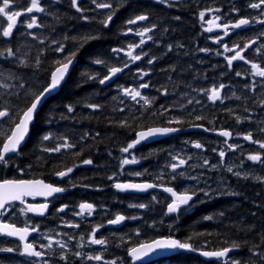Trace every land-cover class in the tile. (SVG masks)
<instances>
[{
  "label": "trees",
  "instance_id": "obj_1",
  "mask_svg": "<svg viewBox=\"0 0 264 264\" xmlns=\"http://www.w3.org/2000/svg\"><path fill=\"white\" fill-rule=\"evenodd\" d=\"M89 1L91 2L83 0L80 7L84 11L77 12L71 7V0H57L55 3L53 0H41V6L46 10L44 13L21 15L13 29L12 37L0 36V52L3 53L0 55V83L12 85L10 88L0 87V109H10L11 117H5L0 121V141L10 134L21 111L26 109L35 95L50 82L51 73L57 66L56 61H63L64 57L73 51L76 52L77 58L76 65L60 92L50 98L36 115L24 147L17 155L7 159V165L0 164V181L42 179L48 183H55L57 171L66 170L85 159H91L93 163L88 170L90 174L92 173L91 184L99 186L105 181V211L109 213L105 220L108 221L117 213H121L128 220L136 217L133 222H127L125 227L152 228L151 232L139 233L138 239L131 232L125 234L126 237H133L130 239L131 242L129 240L130 244L125 240L129 245L134 246L155 238L174 237L181 242L191 243L196 250H218L235 241L241 245V250L234 258L241 260L240 264H254L258 258L252 256L249 249L254 244H261V236L264 235V181L257 183L256 178H253V183L247 186L243 184L242 179H235L236 182L231 183L228 190L239 197L236 200L239 205L227 211L226 205L230 202L225 198L232 194L220 192V197L215 198L214 203L220 202L225 208H211L203 212L201 216H204L205 224L197 215L198 206L190 215H168L166 206L169 200L163 195L150 193L135 196L114 189L117 181L135 180L131 178L132 172H122L119 164L122 158L121 149L135 139L138 131L155 126L185 128L197 124L204 126L216 124L209 122L211 117L213 119L217 117L218 124H228L225 117L214 111L211 113L206 110L201 120H197L196 115L186 112L187 106H192L197 101L192 85L194 83L203 85L204 94L208 96L209 91L205 90L224 84L223 98L248 100L246 92L242 89L249 80L245 66L241 62H235L229 67L220 56L212 60L209 57L195 55L196 15L203 3L201 0L169 1L173 5L170 7L172 13L168 5L159 3L158 0H111L113 8L119 7V10L108 27H104L101 21L105 19L109 9H98L92 0ZM12 3L14 9L21 12H26V8L31 6L30 0H19L18 3L17 0H12ZM138 14L149 15V20L141 23L143 28L151 24L157 27L149 33L152 40L144 46L145 50L142 53L147 55L139 61L132 62L130 59H124L121 51L113 52L112 49H125L128 45L134 44L135 38L128 37L129 35L125 33L128 27L135 31L137 24L127 25L126 21ZM32 15L37 17L41 27L27 29L24 26L30 22ZM84 16L89 19H83ZM0 24L6 27L7 18H0ZM92 36L97 38L83 40L84 37ZM59 44L64 45V52L55 51ZM9 47L13 49L14 57L7 55L6 49ZM37 59L40 61L38 65ZM97 59L105 63L96 64ZM149 59H153L154 62L149 64ZM199 59L204 60V65L197 64ZM21 61H26L27 66ZM125 61L129 63V67L125 68L110 86L102 87L99 80L108 73L109 67H120ZM140 69L149 72V75L141 79V73L138 71ZM237 72L241 75L237 76ZM143 83H148L149 87L140 90L152 101L151 104H144L145 106L143 103L138 105L131 102L122 92L123 88L138 87ZM165 89L167 95L164 94ZM189 100L192 103H188ZM89 104L100 107L89 108ZM68 106L74 111L69 112ZM169 110L172 112L168 113ZM168 114L172 115L169 120L166 119ZM176 118L182 123L169 124L170 120ZM124 122L127 126H124ZM261 124L262 121L257 124L259 127H253L251 131H260ZM46 134H51L52 138L43 140ZM65 140L75 147L62 149L60 152L44 150L62 144ZM216 141V138L205 134L172 136L154 144L155 150H147L155 155L154 158L150 160L152 154H148L146 157L142 156V159L148 162L147 166L151 171L157 168L156 172H159L163 161L155 163L154 160L158 156H164L166 148L177 147L180 148L178 153H189L197 149L191 148L195 142H199L210 152L211 149L218 147L219 142ZM244 154L250 155L253 152L247 149L240 156L244 157ZM260 155L264 158V152L261 151ZM231 162L235 163L234 160ZM252 165L259 171L256 176L263 178L264 163L253 162ZM184 173L187 178L188 174L197 177L196 169H190L188 172L184 170ZM220 177L226 179L223 172L220 173ZM227 177L233 179V176ZM80 179L88 180L87 174L80 176ZM140 179L158 184L150 175ZM188 179L186 189L195 188L198 195L201 194L200 179L198 177ZM161 182L166 186L175 187L166 181ZM221 189L226 190L224 186ZM248 199L250 203L246 204L244 200ZM139 204H145L147 207H130ZM250 204H253L251 208ZM111 211H114L113 215ZM133 211L136 214H133ZM155 212L156 219L152 218ZM187 259L189 262L186 264H203L199 257L192 253H179L161 264H184Z\"/></svg>",
  "mask_w": 264,
  "mask_h": 264
},
{
  "label": "flooded vegetation",
  "instance_id": "obj_2",
  "mask_svg": "<svg viewBox=\"0 0 264 264\" xmlns=\"http://www.w3.org/2000/svg\"><path fill=\"white\" fill-rule=\"evenodd\" d=\"M201 1L203 3H201V8L198 10V13L196 15L197 31L195 30L196 42L194 43V45L197 47V49L194 52L195 55L202 56V57H209L212 60H214L213 59L214 57L220 56L223 59L224 63L228 64L226 57H231L232 55H234V52L225 51L223 47L224 44H227L229 48H232L234 45L239 44L241 48H243L245 44H247L251 39L259 37V39L257 40V43L249 47L246 51H244L243 55L246 57V60L251 61L252 63L259 64L262 68H264V36L260 35L261 33H264V24L254 22L251 25L242 26L239 29H229V35L227 36L224 35V31L222 29H214L212 32L206 31V29L208 28V24L206 23V21L209 19H212L214 15L221 16V20L219 21V23L221 24L227 21L235 22L239 18L254 19V18L259 17V19H264V16L260 15L262 9H253L248 6L250 3L258 2V0H212V2H210L211 0H201ZM233 7H235L239 11L238 12L232 11ZM207 8L220 9V12L206 13L205 20L201 21L199 18V12L204 11ZM170 12L172 13L171 9H170ZM141 23L142 22L137 23L135 32L143 29V26ZM133 36L135 38L134 44H138L141 37L136 34L135 35L133 34L132 36L129 35L128 37H133ZM217 37H222L220 43L215 42V39ZM144 39L146 40V43L143 44L140 48H136L134 54L142 53L145 50L144 46L149 42V40H147V37H145ZM203 48L209 49V51L208 52L200 51V49H203ZM127 50H128V47H126L124 51H121L122 57L124 59H129L125 55V52ZM235 62L243 63L242 65L245 66V72L249 75L248 83H246V86H247L246 95H247L248 100H242L238 102H233V100H225V99H222V101L221 100L211 101L209 99L210 91L208 93V96H206V94H204L203 85H201L200 83H194L192 85V88H193V92H194V95L196 96L197 101L194 105L187 106V109H186V112H189L190 114H194L196 116H203L206 110H208L211 113L214 111L215 113L222 115L228 120L229 122L228 124L226 125L218 124L216 121L217 117H214V119L211 117V120H209V122L216 123V124H208V126L206 127L208 129L210 128L209 130L213 128L212 129L213 131L227 129L231 131L233 135V138L230 143L217 139L216 142H219L218 147H217L218 152L215 155L214 160L210 158L209 151H207L204 148H201L202 158H200L199 163L200 164L202 163V165L205 167L200 168V172H199V176L202 179L200 189L207 190L208 192H210L211 195L210 197L205 196L204 192L201 191V194L198 195L197 201L191 204V206L182 208L181 211L177 213V214L181 213L184 215H190L196 210V205L198 206V204L200 203L198 207L199 211L197 212V215H199V218L202 220L203 224L206 223L204 216H201L203 212L211 208H219V209L225 208V205L220 204V202L214 203V199L219 198L220 195L217 196L216 194H213L212 189L216 187L220 188V185H223L225 189L228 190L230 184L234 182L232 178H228L227 176H226V179H222L220 177V173H222V171L217 172V170H214V173H212L211 171H208V166L211 163L222 162V158L219 156L220 151H224L226 153L224 157L226 158L227 155L235 154L236 156L239 152H242L246 149L251 150V146L259 147L258 144H255V143H252L250 141L243 139V136L246 135L248 132L252 133L253 140H264V136H263L264 132L262 131L254 132L251 130H247V127H252V128L259 127V125L253 124V123L257 121H262V119H264V104L261 103L262 101H264V78L252 74L253 69L251 68V63H245L244 61L236 60L233 62V64ZM197 64L200 66L204 65V60L199 59L197 61ZM254 83H255V90H252V85ZM190 96L191 95H189V97ZM137 99L139 101H143L139 98ZM191 107H194L195 109ZM246 109L247 111H245ZM256 109L258 112L256 111ZM171 112L172 110L168 111V113H171ZM165 115H167V113ZM237 117H240L242 120L238 122ZM171 118H172V115L168 114V117L166 119L169 120ZM260 127L264 128L263 125H260ZM200 134H205V133H200ZM190 135H193V134H190ZM207 136H210V135H207ZM182 141L183 140H181L180 143H182ZM230 144L239 145V147H237L235 151H232L228 148V145ZM147 150L153 151L155 150V147H153V145L144 146L143 148L141 147L138 149H131L129 153H122V154L126 158L131 159L133 155L139 156V152H140V155H142L141 151H147ZM178 150H180V148L168 147L166 148V153H167L166 156L161 155L155 158L154 160L155 163H159V161L161 160L163 161L159 172H156L157 168L153 169V171H151L150 173L139 171L140 173H142V175L140 176L133 175L131 176V178L140 179L142 177H148L150 175L151 179H153L154 181L158 183L157 185H160V184L164 185V183L161 181H166L169 184L175 185V188L178 189L180 192H183L185 189L182 183H184L185 181L183 180L182 182V179L177 177L179 173L178 172L179 169H177V171L174 173L172 169L169 167L170 164L175 163L177 161V160H173V157L178 156L177 154ZM191 156L194 157L195 154H192ZM154 157L155 155L152 154L150 156V160ZM183 157L188 158L187 153H183ZM205 160L209 161V165H204ZM140 163L141 165H143L142 167L145 168V170H150L147 166L148 162L143 163L140 160ZM132 166L137 167L138 163L132 164ZM185 166H187V164L184 165L182 168H184ZM229 167L233 169V172L239 171V170L241 172L243 171V169L240 167L239 164H231L229 165ZM72 168H73V171L68 176L63 177V178L56 176L55 183L49 182L50 184H53L54 186L65 188L66 190L64 192H61L58 195L53 196L51 199H48V200H42L36 197H31L29 199H26L27 203L29 204L48 203L50 205L48 216L45 219L39 220L38 218L31 216L29 213L21 212L20 209L24 208L25 207L24 205H13L11 210L3 217V220L5 222H14L16 223L17 227H24L25 222H27L30 225H38L39 232L35 236L31 237L29 240V242L34 243L37 246V250H40L38 246L40 244H43L44 242L43 237H46V235L54 237L53 240H57L58 239L57 237L60 236V238H62L61 242H67L68 247L67 249H65V251H67V257H68L67 261L61 260L59 258V253L61 250L59 249V246L54 243L53 250L55 251L56 254L53 256L45 257V259H48L51 261V264H89V262L90 264H104V261H111V260H116L117 264H133L132 261L127 257V253H128V249L134 246H130L126 242L109 244V247H108V243L106 245H92L88 243L89 238H90V233L96 228V226L102 225V227H100L99 230L96 232V238L106 239V235H107L108 239L106 240H109L108 234L110 232L111 234L121 233V232L128 234L132 231V234H136V233H141V232H149V231L151 232L152 228L122 227L121 229L115 230V229L106 227L107 222L105 223L106 221L105 220L106 219L105 217V181L97 187L96 186L94 187L91 184L92 173L90 174L88 171L91 168V165H85L83 163H80V164L73 165ZM244 172L247 174V178H243L242 177L243 174L239 178L242 179L243 182H246L247 186H250L253 183V175L249 174V172L246 170H244ZM84 174H87L88 180L80 179V176ZM173 175H176L177 177L175 180H171V176ZM230 175H233V173L230 172ZM220 180L225 181V184L219 183L218 181ZM128 181H131V180H128ZM143 181H144L143 179H140L136 182H143ZM236 197L239 199L237 195L232 194L227 199H229L230 201H236L235 200ZM168 200H169L168 203H170L171 199H168ZM244 202L246 204H249L250 200L249 199L244 200ZM81 203H91L94 205L95 210L92 212L91 215H89V213L86 211L83 213V215H78V213H80L79 205ZM64 205H67L68 207L63 212L58 211V209H60ZM252 205L253 204H250L249 208H251ZM236 207L237 206H235V208ZM117 214H121V213H117ZM133 214H136V212H133ZM168 215H171V214H168ZM225 216H228V215H225ZM156 217H157V212L152 214V218L156 219ZM69 224H79L80 227L79 228L69 227L68 226ZM127 228L128 230H130V232L127 231ZM68 233H70L72 237L71 239L67 238ZM81 236L84 237L83 241L80 240ZM131 238L133 237L132 236L127 237L126 240L129 241ZM70 242L72 244V249L70 247ZM81 243H83L84 245V247L82 248L79 247ZM3 248L18 249V251H13L11 253L0 251V264H33V261L37 260V259H28L25 255L20 254V252H22L23 249L19 241L0 237V249H3ZM240 250L241 248L238 249V252L233 253L229 257H231L233 260H239V259L234 258V256H236L237 254H240L239 252ZM76 251L83 252L85 254V257L88 254H91V255L102 254L104 257V261H94V260L89 261L86 258H77L73 255V253ZM122 251H124V253L120 254V252ZM198 252H200V250L193 251L191 253L193 255L198 256L197 254ZM119 254L123 259L120 258ZM186 254H190V253H186ZM199 261L203 264H225L224 260L204 261L199 258ZM239 261L242 262L241 260ZM188 262L189 260L187 259V261L184 264ZM148 264H151V263H148Z\"/></svg>",
  "mask_w": 264,
  "mask_h": 264
},
{
  "label": "snow or ice",
  "instance_id": "obj_3",
  "mask_svg": "<svg viewBox=\"0 0 264 264\" xmlns=\"http://www.w3.org/2000/svg\"><path fill=\"white\" fill-rule=\"evenodd\" d=\"M19 0H17V3ZM53 2H57V0H53ZM159 3L167 4L169 7L173 6L171 3H169V0H158ZM92 3L95 5L98 9H109V12L106 14L105 19L101 21V23L104 25V27H108L110 22L113 20V17L116 13V11L119 10V7L116 9L113 8V4L111 0H92ZM30 7L26 8V12L17 11L13 7L12 0H0V18L6 17L7 18V26L3 27L2 24H0V36L5 38H11L13 34V29L17 25V18L21 15L31 14L33 12L36 13H44L46 10L44 7L41 6V0H30ZM123 6V5H120ZM250 8L253 9H262L260 15L264 16V0H258V2L250 3L248 5ZM71 7L75 8L77 12H83L84 9L80 7L79 0H71ZM232 11L238 12L239 10L235 7L232 8ZM211 12H220V9H213V8H207L204 11L199 12V18L201 21L205 20L206 13ZM83 19L87 20L89 19L87 16H84ZM176 19H180V17H176ZM149 20L148 14H138L134 15L133 17L129 18L126 21L127 25H136L138 22L147 21ZM221 20L220 15H214L212 19H209L206 21L208 24V28L206 31L212 32L214 29H222L224 31V35H229V29H239L242 26H248L251 25L254 22L264 24V19H259V17L254 19H248V18H239L235 22L227 21L223 24L219 23ZM27 29H33L37 27H41V25L38 23V19L36 16L32 15L30 17V22H28L26 25H24ZM157 25L151 24L148 27H145L141 29L140 31L135 32L136 35L140 36L141 39L138 44H130L128 45V50L125 52V55L130 59V61L135 62L139 61L143 58L144 55H147V53H139L134 54L136 48H140L143 44L146 43V40L144 39L147 37V40H152V36L149 35ZM134 29L131 27L127 28V31L125 34L133 33ZM261 36H264V33L260 34ZM35 38V37H33ZM97 37H84L83 40L88 39H96ZM222 37H217L215 39L216 43H220ZM259 37L251 39L243 48L239 44L234 45L232 48H229L227 44H224V50L225 51H231L234 52V55L231 57H226L227 63L229 67L233 64L234 61L240 60L244 61L245 63H251V68L253 69V75L259 76L264 78V68H262L259 64L252 63L251 61L246 60V57L243 55V52L246 51L249 47L257 43V40ZM43 42V41H42ZM53 43H59L57 41H53ZM182 47V45H181ZM239 49V50H237ZM169 50H171V45H169ZM7 55L14 57L15 53L13 52L12 48H7ZM55 51L57 52H64V45L59 44L57 48H55ZM113 52H120L124 51V49H112ZM202 52H208L209 49L203 48L200 49ZM259 51V50H258ZM3 53L0 52V55ZM76 56V52L73 51L69 54H67L63 61H56V68L51 73L50 82L47 83L43 89L35 95L34 99L30 102L29 106L22 110L19 114L18 121L14 122V126L10 132V134L6 135V138L2 141H0V164L7 165L8 160L6 157L9 153H18L21 144L24 142L28 132H29V126L31 122L35 118V113L37 111L38 106L41 104V101L45 99V97L49 94H51L54 90H56L61 83L65 80L66 75L69 72V69L71 65L73 64V60ZM153 59H149L148 63H153ZM25 66H27L26 61H21ZM37 65L40 63L39 59L36 61ZM96 64H103L104 61L97 59L95 60ZM129 67V63L125 61L122 66H111L108 69V73L104 75L102 79L99 80L100 84H104L106 81H109L114 77L116 74L122 72L125 68ZM141 73V79L144 76L149 75V72H146L142 69L138 70ZM237 76H240L241 73L237 72ZM94 79V77H92ZM0 87L2 88H10L12 85L7 83H0ZM23 87V85H21ZM148 83L140 84L136 88H123L122 92L124 95L129 96L132 100L138 101L137 98L144 100L145 104H151L152 101L149 100L147 97L142 96L140 89L148 88ZM225 85L220 84L219 87H212L209 94V99L212 101L221 100V91L224 89ZM252 90H255V83L252 85ZM164 94L167 95V90H164ZM188 103H192L191 100L188 101ZM264 104V101L261 102ZM89 108L97 109L100 107V105L96 104H89ZM123 110V109H121ZM68 111L72 112L74 109L71 106H68ZM167 111V110H166ZM247 111V109H246ZM10 117V109L3 108L0 109V119ZM197 120L203 119L201 116L196 117ZM240 117H237V121L240 122ZM250 119V118H249ZM180 124L182 121L179 118L173 119L169 121V124ZM124 126H127L126 122H124ZM194 127H203L202 125H194ZM208 131V129H205ZM180 131L179 128L175 127H149L147 130H140L136 133V139H134L132 142L128 143L126 147L122 148L121 151L123 153H129L131 149H134L138 144H140L142 141L148 140L149 138L156 137L158 135H167L170 133H174ZM260 131L264 132V128L260 129ZM98 135V134H97ZM219 135L231 138L232 132L228 130H221L219 132ZM51 134H46L43 136V140L47 141L51 139ZM243 139L250 141L252 143L258 144L260 149H264V140H253V136L251 132H248L246 135L243 136ZM75 145L68 143L66 140L64 143L59 144L52 148H45L44 150L47 152H60L62 149H70L74 148ZM194 147L197 149H201L204 146L199 143L195 142ZM239 147V145H228V148L232 151H235V149ZM226 153L224 151L219 152V156L221 158L225 157ZM188 159H191V157H188ZM188 159L180 158L179 156H174L173 160H177L178 163H172L169 165V167L172 169V171L175 173L177 169L181 168L182 166L186 165L188 163ZM248 160L253 162H259L264 163V158L261 157L260 154H250L247 157ZM85 165H91L93 161L91 159H85L82 161ZM138 163V160L133 155L131 159L129 158H123L120 161L121 170L123 169L124 165L129 164H135ZM204 165H209V161L205 160ZM211 167H216V165H212ZM73 171L72 167L66 168V170L57 171L55 175L58 177H66ZM228 172H232L233 175L240 177L242 174L240 172H233V169L231 167H228ZM132 175L140 176L142 173L135 172L132 173ZM180 176H184V173H179ZM244 178H247V174H243ZM113 177H109V179H112ZM162 178V177H160ZM177 177L176 175L171 176V180H175ZM192 179H197V177H190ZM257 180L264 181V178L257 177ZM114 187L121 191H127V190H136V191H145L149 188H156L161 187L163 190L167 193H170L172 200L170 203L167 204V214H173V213H179L182 209V207L191 206L190 202L193 201L194 197L198 195L197 189H186L183 192H177L173 187H168L163 184L157 185L154 183H144V184H137V183H115ZM66 189L62 187L54 186L50 183H45L43 180H25V179H15V180H9L4 179L0 181V233H4L8 236L18 237L20 241H23V251L20 252L21 255H27L29 257L37 258L36 261H33V264H51V261L48 259H45L46 256H53L55 255V251L53 250V244H57L59 246V249L61 250L59 253V258L61 260L67 261V249L68 245L67 242H61L58 240H53L51 237H45L48 239L47 244H40L38 247L39 249H43L44 251L37 250V246L34 243L28 242V237L33 232H39V226L38 225H30L27 222H25L24 227H17L16 223L14 222H5L3 220V217L11 210L12 206L19 202L22 205H26L24 208H21L20 211L23 213H35L37 215L43 216L45 215L49 205L48 203H40V204H29L26 201V197H36V196H43V197H51L55 193H61L64 192ZM199 191H203L205 196L210 197V192H208L205 189H199ZM235 194V193H232ZM68 206L64 205L58 211L63 212ZM130 207H139V208H145L147 207L145 204H139V205H130ZM80 213L78 215H83V213L86 211L89 213V215L92 214V212L95 210L94 205L91 203H81L79 205ZM132 219H136V217H131ZM127 217L124 215L117 214L114 219H111L108 221V224L111 225H118L125 221ZM206 219H212V217H206ZM69 227H75L79 228V224H69ZM102 227V225L96 226V228L90 233V238L88 243L92 245H106L107 240L104 238L97 239L96 238V232L99 230V228ZM72 237H70L71 239ZM80 240L83 241L84 237L81 236ZM79 247H84L83 243L79 245ZM241 247V245L235 241H233L229 246L220 248L218 250L213 251H202L201 255L205 257H214L217 259L224 260L225 264H240L239 260H233L231 257H229V253L233 250H238ZM192 250L196 251V249L193 247V245L189 242H181L179 240L173 239L171 237L168 238H162L152 241L151 243H144L140 244L138 246H134L128 249V254L134 259V260H141L143 257L149 256L151 253H155L161 250ZM259 249V250H257ZM2 252H8L11 253L13 251H18V249L13 248H3L0 249ZM249 251L252 253V256L257 257L258 260L254 262V264H264V235L261 236V244H254L249 249ZM73 255L77 258H86L89 261H104V257L102 254H96L91 255L88 254L85 257V254L80 251H76L73 253ZM251 260V258H250ZM104 264H117L116 260L111 261H104Z\"/></svg>",
  "mask_w": 264,
  "mask_h": 264
},
{
  "label": "rangeland",
  "instance_id": "obj_4",
  "mask_svg": "<svg viewBox=\"0 0 264 264\" xmlns=\"http://www.w3.org/2000/svg\"><path fill=\"white\" fill-rule=\"evenodd\" d=\"M87 2H91V1H89V0H87ZM246 83L243 85V90H244V92H246ZM224 97V95H222V98ZM128 99L129 100H131V102H133V103H136V104H138V105H140L141 103H143L144 102V100L143 101H139V102H137V101H134V100H132L130 97H128ZM223 99H225L226 100V98H223ZM230 100H233V102H238V100H235V99H230ZM143 106H145L144 104H143ZM261 121H257V122H254L253 124H259ZM262 123L263 124H261V125H263L264 126V119H262ZM251 128L252 127H247V130H251ZM171 148V147H170ZM251 150H252V152H253V154H260V152L262 151V152H264V149H260L259 147H254V146H251ZM245 151H247V149L246 150H244V151H242V152H245ZM197 152V153H196ZM217 152H218V149L217 148H213V149H211L210 150V158H212V160H214V158H215V155L217 154ZM242 152H239L236 156H235V154H233V155H227L226 156V158H222V162H217V163H211L209 166H208V171H211L212 173H214V170H217V172H220V171H222L223 173H224V175H230V172H228V171H226V169H228V167H229V165H231V164H239L240 165V167L243 169V171L241 172L240 170L239 171H235V172H240L241 174H245V172H244V170H246V171H248L249 172V174H252L253 175V178H257V176H256V174L257 173H259V171H258V169H257V167L256 166H253L252 165V163H253V161H250V160H248L247 159V157H248V155L247 154H244V157H241L240 155H241V153ZM123 153V152H122ZM141 154L142 155H140V152H139V156H135L136 157V159L138 160V166L137 167H134V166H132V164H129V165H124L123 166V169L121 170V165L119 164V166H120V170L123 172V171H127L128 173L129 172H132V173H135V172H148V173H150L151 172V170H145V168H143L142 166L143 165H141V163H140V160L143 162V163H147V161L146 160H143L142 159V156H147L148 154L150 155V154H152V153H150V152H148V151H141ZM178 154V156L180 157V158H183V159H188V158H186V157H183V153L182 152H179V153H177ZM192 154H195V156L194 157H192L191 155ZM167 155V153L165 152L164 153V156H166ZM187 155H188V157H190L191 156V159H188V163H187V166H185L184 168H179V173H184V170H187V172L190 170V169H196L197 170V173H196V175L195 176H197L199 179H200V181L202 182V179H201V177L199 176V172H200V168H204L205 166H203L202 165V163L200 164L199 162H200V158H202V153H201V149H196V150H194V151H191L190 153H187ZM123 158H126L123 154H122V158H121V160L123 159ZM120 160V161H121ZM232 160H234L235 161V163H232L231 161ZM230 161V162H229ZM175 163H178L177 161L175 162ZM212 165H216V167H211ZM216 168V169H215ZM225 169V170H224ZM179 173H178V175H177V177H180L182 180H184V179H187V176H180L179 175ZM184 175H185V173H184ZM131 176H133V175H131ZM194 175L192 174H188V178H190V177H193ZM231 177L233 176V181L234 182H236L235 181V179H237V178H239V177H237V176H235V175H230ZM242 176V175H241ZM240 176V177H241ZM242 177H244V176H242ZM146 178V177H145ZM262 178V177H261ZM263 178H264V176H263ZM144 179V178H143ZM240 179V178H239ZM219 183H223V184H225V181H218ZM217 182V183H218ZM255 182H257V183H260L261 182V180H257V179H255ZM243 184H246V182H244ZM223 185H220V188H218V187H216V188H213L212 190H213V194H216L217 196H219L220 195V192H222V191H224V194H226V195H231L232 194V191L231 190H223V189H221V187H222ZM216 189V190H215ZM215 190V191H214ZM236 193H238L237 191H236ZM226 200H229V199H227V198H225ZM235 200H238V198L236 197V199ZM228 202H230L231 203V205L230 204H227L226 205V210L227 211H230L231 209H234L235 208V206H238L239 205V202L238 201H228ZM199 205H200V203L198 204V207H199ZM196 207H197V205H196ZM234 207V208H233ZM134 212V211H133ZM105 216L106 217H108L109 216V213H106V211H105ZM129 222H133V219H130L129 220ZM127 231L128 232H130V230H128V228H127ZM131 233H132V231H131ZM136 233V232H135ZM48 234V233H47ZM129 234V233H128ZM138 234V235H137ZM62 235V234H61ZM109 235V240H107V243H108V247H109V244H114V243H120V242H124L125 240H126V236H125V233L124 232H121V233H113V234H111V232L108 234ZM123 236V237H122ZM135 236H136V239H138L139 238V233H136L135 234ZM46 237H51V236H48V235H46ZM70 237H71V235H70V233H68L67 234V238H69L70 239ZM122 237V238H121ZM52 239L54 238V237H51ZM58 239V241L60 240L61 241V239L62 238H60V236L59 237H57ZM121 238V239H120ZM43 239H44V242H43V244H47L49 241H48V239H46L45 237H43ZM106 239H108L107 238V235H106ZM70 247H71V249H72V244H71V242H70ZM107 247V248H108ZM41 251H44L43 249H40ZM123 254L124 253V251H122V252H120V254ZM120 254H119V256H120ZM120 258L121 259H123L121 256H120ZM84 261H86V260H84ZM89 264H90V262H89Z\"/></svg>",
  "mask_w": 264,
  "mask_h": 264
},
{
  "label": "water",
  "instance_id": "obj_5",
  "mask_svg": "<svg viewBox=\"0 0 264 264\" xmlns=\"http://www.w3.org/2000/svg\"><path fill=\"white\" fill-rule=\"evenodd\" d=\"M76 62H77V59L74 58V60H73V64L71 65V67H70V69H69V72H68V74H67L66 77H65V80L61 83V85H60L56 90H54L51 94L47 95V96L45 97V99H43V100L41 101V104L38 106L37 111H36V113H35V117H36V115L38 114V112L40 111V109L42 108V106L45 104V102H46L49 98H51V97H53V96H55V95H57V94L59 93L61 87L63 86V84H64V83L67 81V79L69 78V76H70V74H71V72H72V70H73V68H74V66H75V64H76ZM117 75H118V74H116L114 77H112L111 80L106 81L104 84H101V86H102V87L109 86V85H110V84L116 79ZM3 119H4V118L0 119V121H2ZM34 120H35V118H34ZM34 120L31 122V124H30V126H29V132H28V134H27V136H26L24 142L21 144L19 151L24 147V145L26 144V142H27L28 139H29L31 126H32ZM205 129H206V127H204V126H203V127H194V125H193V126H190V127L186 128V129H184V130L180 129V131H177V132H174V133H170V134H167V135H158V136H156V137L149 138L148 140L142 141V142H141L140 144H138L135 148H138V147H140L141 145H150V144L156 143V142H158V141H160V140H162V139H165V138L171 137V136H173V135L181 134V133L204 132V133L212 134L213 136L218 137V138H220V139H222V140H225L227 143H229V142L231 141V139H232V137H231V138H227V137H224V136L219 135V132H220V131H217V132H210L209 130L206 131ZM145 130H147V129H145ZM136 138H137V137L135 136V139H136ZM135 148H134V149H135ZM17 154H18V153H9L8 156L6 157V159H8L9 157L15 156V155H17ZM34 180H41V179H34ZM44 182H45V181H44ZM45 183H47V182H45ZM127 183H129V182H127ZM131 183H132V182H131ZM144 183H148V182L137 183V184H144ZM115 189H116V188H115ZM116 190H118V189H116ZM118 191H120V192H125V193H128V194H147V193H151V192H155V191H156V192H159V193L162 194V195H165V196L169 197V198L172 200V197H171L170 193L165 192V191L163 190V188H161V187L149 188V189H147V190H145V191H136V190H127V191H121V190H118ZM57 194H58V193H55V194H53L51 197H47V198H46V197H43V196H36V198H38V199H42V200H48V199H51L53 196H56ZM26 198H31V197H26ZM194 199H195V197H194ZM194 199H193V201H194ZM193 201H191L190 204H191ZM16 203H19V202H16ZM19 204H20V203H19ZM48 205H49V204H48ZM49 207H50V205H49ZM49 207H48V209H47L45 215H43V216L37 215V214H35V213H31V212H30V213H31V215H33L34 217H37V218H44V217L48 214V212H49ZM186 207H187V206H186ZM125 222H126V220L123 221L122 223L118 224V225H111V224H108V223H107L106 226H107L108 228H112V229L118 230V229H121V228L125 225ZM0 235L3 236V237H9V238H11V239H14V240H18V241H20L18 237L8 236V235H6V234H4V233H0ZM33 235H35V232H33V233H31V234L29 235L28 240H29V238L32 237ZM164 238H166V237H164ZM171 238H173V237H171ZM158 239H162V238H158ZM173 239H176V238H173ZM155 240H157V239H155ZM176 240H178V239H176ZM153 241H154V240H153ZM151 242H152V241L147 242V243H151ZM21 243H22V247H23L24 242L21 241ZM237 251H238V250H233L232 252L229 253V255H231V254H233V253H236ZM179 252L190 253V252H192V250H180V249H177V250H161V251H158V252H155V253H151V254H149V256H147V257H143L141 260H134V259H133L128 253H127V257L132 261L133 264H148V263H152V262H155V261H158V260H161V259H168V258H170V257H172V256H174V255H176V254H178ZM201 252H202V251H201ZM201 252H199L198 255H199V257H200L202 260H204V261L218 260L217 258H214V257H205V256L201 255ZM26 256H27V255H26ZM27 257H29V256H27ZM30 258H33V257H30ZM220 260H222V259H220Z\"/></svg>",
  "mask_w": 264,
  "mask_h": 264
},
{
  "label": "bare ground",
  "instance_id": "obj_6",
  "mask_svg": "<svg viewBox=\"0 0 264 264\" xmlns=\"http://www.w3.org/2000/svg\"><path fill=\"white\" fill-rule=\"evenodd\" d=\"M185 1V0H184ZM194 1V0H193ZM189 2V1H188ZM192 2V1H191ZM157 4V3H156ZM172 4V3H171ZM187 4V3H186ZM134 35H135V33H134ZM134 37V36H133ZM198 40V39H197ZM218 66V65H217ZM258 82V81H257ZM259 83V82H258ZM258 109H259V107H258ZM246 111V110H245ZM256 111H257V109H256ZM250 112V111H249ZM258 112V111H257ZM254 113V112H253ZM259 115V114H258ZM243 118V117H242ZM242 119H240V121H241ZM245 120V119H244ZM255 121V120H254ZM252 122V121H251ZM247 123V122H246ZM210 129V128H209ZM213 128H211V130H212ZM215 129V128H214ZM213 131V130H212ZM114 164V163H113ZM118 167V166H117ZM109 173V172H108ZM252 177V176H251ZM105 178V177H104ZM108 178V177H107ZM107 181V180H106ZM108 182V181H107ZM86 183H88V182H86ZM101 185V184H100ZM90 186V185H89ZM94 186V185H93ZM96 186V185H95ZM94 186V187H95ZM107 186V185H106ZM109 186V185H108ZM97 187V186H96ZM112 193H114V192H112ZM76 194V193H75ZM96 195V194H95ZM76 196V195H75ZM109 196V195H108ZM76 199V198H75ZM106 199V198H105ZM111 199V198H110ZM150 199V198H149ZM72 200V199H71ZM73 201V200H72ZM68 202V201H67ZM114 203V202H113ZM70 204V203H69ZM106 204V203H105ZM112 204V203H111ZM106 206V205H105ZM108 206V205H107ZM112 206H113V204H112ZM163 207V206H162ZM109 208V207H108ZM150 208V207H149ZM106 213H108V212H106ZM111 213H112V215H113V213H114V211L112 212L111 211ZM181 214V213H180ZM55 215V214H54ZM111 215V216H112ZM106 217V216H105ZM161 218V217H160ZM173 221V220H172ZM171 223V222H170ZM167 224V223H166ZM148 225V224H147ZM163 228V227H162ZM160 229V228H159ZM87 240V239H86ZM125 242H127V241H125ZM130 242H131V240H130ZM128 243H129V241H128ZM130 244V243H129ZM131 246V245H130ZM58 249V248H57Z\"/></svg>",
  "mask_w": 264,
  "mask_h": 264
}]
</instances>
